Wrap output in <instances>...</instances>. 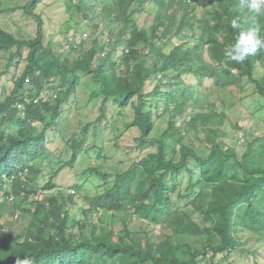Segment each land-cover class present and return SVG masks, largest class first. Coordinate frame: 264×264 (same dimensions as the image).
<instances>
[{
  "label": "trees",
  "instance_id": "obj_1",
  "mask_svg": "<svg viewBox=\"0 0 264 264\" xmlns=\"http://www.w3.org/2000/svg\"><path fill=\"white\" fill-rule=\"evenodd\" d=\"M39 1L23 7L37 22L34 39L0 31L4 44L16 48L10 62L16 57L26 62L13 91L0 102V204L1 197L32 199L18 207V234L0 226V264H16L17 257L31 264H261L264 130L250 136L232 122L227 99L228 88L241 90L247 79L264 102V46L242 63L225 52L240 30L254 26L264 39V14H250L240 0H63L77 32L82 23L91 32V44L68 59L44 43L40 17L32 14ZM143 12L151 19L147 27L137 24ZM81 75L91 76L96 86L89 101L101 99L99 121L107 104L119 113L131 108L133 119L125 129L139 132V148L154 151L113 176L93 162L82 176L102 183L93 197L83 196L87 208L70 224L74 197L57 188L59 172L41 188L37 179L39 165L52 161L49 128H57L60 104L81 84ZM24 89L31 100L44 92L55 96L51 114H44L41 102L30 101L22 115L16 105L25 98ZM164 118L167 125L158 131ZM36 123L46 127L36 131ZM91 125L83 128L84 137L70 139L72 158L60 170L71 167L79 152L93 149L84 147ZM189 132L201 141L198 150L184 144ZM230 134L239 150L229 143ZM82 186L71 189L79 194ZM55 189L39 199V192ZM100 213L122 217L123 229L103 225ZM133 221L145 229L131 230Z\"/></svg>",
  "mask_w": 264,
  "mask_h": 264
},
{
  "label": "rangeland",
  "instance_id": "obj_2",
  "mask_svg": "<svg viewBox=\"0 0 264 264\" xmlns=\"http://www.w3.org/2000/svg\"><path fill=\"white\" fill-rule=\"evenodd\" d=\"M30 1L0 0V31L9 33L16 39H34L37 33V22L34 17H28L23 11V7ZM257 2L264 8L263 1L257 0ZM201 9L199 8L200 11ZM32 14L40 17L45 38L44 43L50 42L56 55L63 54L64 57L73 59L80 48L88 47L91 44L89 39L91 36L90 30L84 25L85 23H82L79 26L82 33L77 32L78 25L71 20L70 15L66 12L63 0H40ZM137 24L143 27L151 24V19L146 15V12L139 14ZM15 52L16 48L5 45L0 34V102L9 97L14 89V80L21 75L26 65V62L21 61L18 57L10 62V57ZM26 54L27 51L24 50L23 55L26 56ZM258 72L260 73L262 70L259 69ZM27 85L30 84L27 83ZM205 85H209V82L205 81ZM95 87L91 76L81 75V84L73 94L65 97V101L60 104L61 114L57 119L58 126L57 128L54 126L49 128L47 133L50 141L47 148L51 153L52 161L46 160L39 165L42 169V175L37 179V185L40 188L46 185L49 177L55 172H59L54 183L63 194H70L74 197L73 204L69 207L70 224L72 220L82 217L80 214L81 209L87 208L82 200L83 196L93 197L102 183L96 177L88 179L82 176L87 169L93 166V162H96L100 172L113 176L126 170L133 162L147 156L150 151H154V148H139V132L125 129V125L133 119L131 108L119 113L113 105L107 104L105 118L101 122L99 121L101 117V99L94 102L89 101L90 92ZM228 89L230 96L227 102L233 105V108L229 110L230 120L242 126L245 131L250 133V136H253L259 130H264V102L256 94L254 85L244 79L243 89L239 90L234 86ZM22 93L27 94V89H24ZM210 94L211 98L218 95L214 89ZM42 96L43 112L46 115L51 114L50 109L55 105L57 99L47 92L42 93ZM223 98H226V96ZM202 100L205 101V99ZM167 121L168 118H164L158 122V131L165 129ZM90 124H92L91 127L85 133L86 143L84 147L93 149L87 155L84 152H79L75 156L76 161L71 167L60 170V167L72 158L68 150V145L71 144L70 139L74 136L79 139L84 137L83 128ZM98 125H100V130L96 134L94 127ZM44 127H46L45 124L36 123L35 129L40 131ZM241 134L238 133V135ZM229 137L231 146L239 150L241 147L233 141L234 134H230ZM184 144L198 150L201 141L193 132H189L185 135ZM94 147H100L101 149L99 151ZM183 183L185 184L186 181ZM74 184L83 185L79 194L72 191L71 186ZM55 191L56 189L45 193L39 192V199H42L43 196L49 198V195ZM1 201H3V204H0V226L6 232L18 234L17 231L22 224L21 219L17 217L20 214L18 207H26L32 202V199L26 200L13 196V198L8 199L1 197ZM98 215L102 216L103 225H111L115 231L123 229V224L120 222L122 217H111L105 213ZM92 220L90 218V221ZM129 228L139 232L145 229V225L133 221L129 224ZM161 232L167 233V230L162 228ZM19 234L23 235L21 232ZM258 246H260L258 243L249 245L251 249ZM262 257L261 264H264V256ZM248 264H252V262L250 261Z\"/></svg>",
  "mask_w": 264,
  "mask_h": 264
},
{
  "label": "clouds",
  "instance_id": "obj_3",
  "mask_svg": "<svg viewBox=\"0 0 264 264\" xmlns=\"http://www.w3.org/2000/svg\"><path fill=\"white\" fill-rule=\"evenodd\" d=\"M241 6H246L253 15L264 14L261 4L257 0H240ZM234 28L238 27L237 22H232ZM264 46V39L259 36L256 27H249L246 30H240L237 40L232 44L225 56L237 63H242L249 56L254 54L258 48ZM16 264H31L28 259H20L17 257Z\"/></svg>",
  "mask_w": 264,
  "mask_h": 264
},
{
  "label": "built area",
  "instance_id": "obj_4",
  "mask_svg": "<svg viewBox=\"0 0 264 264\" xmlns=\"http://www.w3.org/2000/svg\"><path fill=\"white\" fill-rule=\"evenodd\" d=\"M259 1H263L264 0H259ZM28 96H30V94L28 93L27 90V94L25 95V98L23 99V101L21 103H17L16 107L20 110V112H22V115H24V107L25 105H29L30 101H33V104H40L41 100L43 99L42 94L38 95L37 97H35L33 100L29 99ZM55 98V96H53ZM11 181H13V177L10 178ZM9 198H13V196H9Z\"/></svg>",
  "mask_w": 264,
  "mask_h": 264
}]
</instances>
